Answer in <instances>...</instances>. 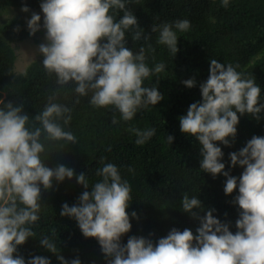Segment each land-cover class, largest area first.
Wrapping results in <instances>:
<instances>
[{
	"label": "clouds",
	"instance_id": "obj_1",
	"mask_svg": "<svg viewBox=\"0 0 264 264\" xmlns=\"http://www.w3.org/2000/svg\"><path fill=\"white\" fill-rule=\"evenodd\" d=\"M135 2L42 0L43 25L36 12L26 21L30 36L42 27L45 30L44 42L37 50L47 73L56 75L57 84H74L78 96L91 93L93 107H113L124 121H131L139 109L164 99L156 86H146L145 81L165 71V64L149 67L144 46L138 52L127 46L126 33H131L133 42L149 39L129 8ZM222 4L227 7L229 0H222ZM21 11L30 9L25 4ZM119 12L123 15L117 18ZM189 29L190 22L185 19L153 25L152 32L159 31L158 42L175 56L179 51L177 30ZM15 31H20L19 26ZM238 67L210 59L209 76L200 84L202 101L192 103L186 115L179 117L181 132L194 136L201 146L200 169L214 178L225 176L226 195L238 188L239 194L232 201L240 209L237 231L233 234L228 223L216 218L215 209H204L199 198L183 193L182 211L199 221L195 235L188 228H172L155 243L143 236H130L122 244V236L132 228L127 211L132 189L117 166L106 163L97 169L96 175L102 179L91 186V191L87 190L86 175L76 176L85 191L78 204L70 207L64 203L60 215L74 218L85 238L98 241L108 264H264V137L253 136L238 152L229 153L231 166L244 169L239 177L225 171L221 162L224 153L216 143L231 147L228 138L235 140L240 116L247 114L259 120L264 111L261 87L238 72ZM182 83L188 88L196 86L194 78ZM57 99L58 93L49 96L44 110L31 117V127L23 106L0 99V264H51L46 257L35 256L26 262L14 254L18 246L36 237L33 229L40 219L42 188L51 190L54 181L71 180L75 175L74 169L64 165L50 168L42 159L47 151L45 142L77 143L75 135L64 130L72 119L71 109L55 102ZM112 123L119 120L114 116ZM129 131L136 135L137 145H143L156 132L154 128ZM173 140L167 136L169 145ZM104 159L101 157V163ZM131 217L139 220L135 211ZM40 243L57 255L60 264H69L57 254L56 243L48 236L40 238ZM70 264L81 261L76 258Z\"/></svg>",
	"mask_w": 264,
	"mask_h": 264
},
{
	"label": "trees",
	"instance_id": "obj_2",
	"mask_svg": "<svg viewBox=\"0 0 264 264\" xmlns=\"http://www.w3.org/2000/svg\"><path fill=\"white\" fill-rule=\"evenodd\" d=\"M41 3L42 0H0V15L4 8L11 11L25 4L30 10L41 13ZM129 8L149 39L133 42L131 33H126L127 46L133 52L144 46L149 67L157 63L166 66L165 71L145 81L146 86H156L164 99L154 106L139 109L131 121L122 120L113 107H93L91 93L78 96L74 84L59 86L56 75H49L43 67L40 53L22 71H14L15 53L11 41L29 33L27 24L10 19L0 21V99L13 106H23L30 116L31 127V117L44 110L49 96L58 93L55 102L71 109L72 119L64 130L71 131L77 138L76 144L45 142L47 151L42 159L46 165L50 168L64 165L74 169L75 175L71 180L54 181L51 190L42 188L40 219L33 229L36 237L18 246L14 254L22 256L26 262L42 256L50 259L51 264H60L56 254L41 246L40 238L48 236L56 243L57 254L69 264L76 258L81 264H108L98 241L85 238L74 218L60 215L64 203L70 207L78 204L85 191L76 176L84 173L90 185L87 190L91 191V186L102 179L96 175L97 169L106 163L116 165L122 179L127 180L132 189L127 209L132 228L122 236V244H126L130 236H143L155 243L166 237L172 228L180 231L188 228L195 235L199 221L182 211L183 193L199 198L204 209H215L213 215L228 223L233 234L237 231L235 222L240 209L229 202L234 196L224 192L227 178L222 174L214 178L200 169L201 146L194 136L181 132L179 117L186 115L192 103L202 101L200 84L209 76L210 59L234 67L238 65V72L254 79L261 87L260 102L264 103V0H229L227 7L222 0H137ZM122 15V12L117 13V18ZM185 19L190 22V29L177 30L179 51L174 56L166 45L158 42L159 31L152 32V27ZM17 26L19 32L15 31ZM192 78L196 80L195 87L188 88L182 83ZM114 116L119 123H112ZM130 128H154L156 132L143 145H137V137ZM168 135L174 137L171 145L167 142ZM253 136L264 137V111L259 120L247 114L240 116L235 140L228 138L231 147L216 142L224 153L221 162L230 175L239 177L244 169L239 165L231 166L229 153L238 152ZM101 157L105 158L103 163ZM236 192L238 195V188ZM133 211L139 220L131 217ZM193 211L205 215L199 209Z\"/></svg>",
	"mask_w": 264,
	"mask_h": 264
},
{
	"label": "rangeland",
	"instance_id": "obj_3",
	"mask_svg": "<svg viewBox=\"0 0 264 264\" xmlns=\"http://www.w3.org/2000/svg\"><path fill=\"white\" fill-rule=\"evenodd\" d=\"M4 8V7H3ZM9 8L2 9L0 15V21H6L8 19L12 21H27L31 18L32 11L25 13L21 11V8H13L9 11ZM41 15V25H43V13L36 12ZM45 30L43 27L34 36H30L29 33L25 34L22 39L14 38L11 41V45L14 48L15 59L13 63V69L16 72L22 71L28 62H30L38 52V45L44 42Z\"/></svg>",
	"mask_w": 264,
	"mask_h": 264
},
{
	"label": "bare ground",
	"instance_id": "obj_4",
	"mask_svg": "<svg viewBox=\"0 0 264 264\" xmlns=\"http://www.w3.org/2000/svg\"><path fill=\"white\" fill-rule=\"evenodd\" d=\"M232 195H233L234 197H233L232 199H230L229 202L232 204V206H238V205L232 203V201L234 200V198L237 196V192H236V190H234V192L232 193Z\"/></svg>",
	"mask_w": 264,
	"mask_h": 264
}]
</instances>
